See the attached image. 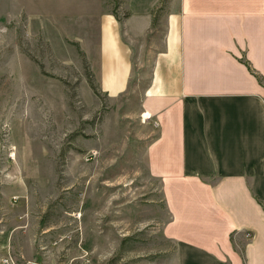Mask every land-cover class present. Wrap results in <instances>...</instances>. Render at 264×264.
Listing matches in <instances>:
<instances>
[{"label":"rangeland","instance_id":"374dc122","mask_svg":"<svg viewBox=\"0 0 264 264\" xmlns=\"http://www.w3.org/2000/svg\"><path fill=\"white\" fill-rule=\"evenodd\" d=\"M120 3L0 0V264H172L138 72L116 96L99 79V17Z\"/></svg>","mask_w":264,"mask_h":264},{"label":"crops","instance_id":"0c3cea01","mask_svg":"<svg viewBox=\"0 0 264 264\" xmlns=\"http://www.w3.org/2000/svg\"><path fill=\"white\" fill-rule=\"evenodd\" d=\"M120 9L99 17V79L116 96L138 72L172 264H264V86L241 61L264 77V0H121Z\"/></svg>","mask_w":264,"mask_h":264},{"label":"built area","instance_id":"2783aa9c","mask_svg":"<svg viewBox=\"0 0 264 264\" xmlns=\"http://www.w3.org/2000/svg\"><path fill=\"white\" fill-rule=\"evenodd\" d=\"M146 118H147V119L150 118L149 115H147ZM96 156H97V153H96L95 151H92V152L88 155V158H89V159H94V158H96ZM62 240H64V239H63V238H59V239H57V240L55 241V243H58V242H60V241H62ZM3 262H4L5 264H16L15 261L13 260V258H12L10 255H9L7 258H5V259L3 260Z\"/></svg>","mask_w":264,"mask_h":264},{"label":"trees","instance_id":"16d2710c","mask_svg":"<svg viewBox=\"0 0 264 264\" xmlns=\"http://www.w3.org/2000/svg\"><path fill=\"white\" fill-rule=\"evenodd\" d=\"M241 61L247 66V68L249 69V71H251V73L253 75H255V77L257 78V80L259 81V83L264 86V77H262L261 75L257 74L255 72V70L251 67L249 61H247L245 58H242Z\"/></svg>","mask_w":264,"mask_h":264},{"label":"bare ground","instance_id":"6f19581e","mask_svg":"<svg viewBox=\"0 0 264 264\" xmlns=\"http://www.w3.org/2000/svg\"><path fill=\"white\" fill-rule=\"evenodd\" d=\"M21 104L23 105V102H21ZM21 104H19V106L17 107V112H20L21 111V108H22V105Z\"/></svg>","mask_w":264,"mask_h":264}]
</instances>
